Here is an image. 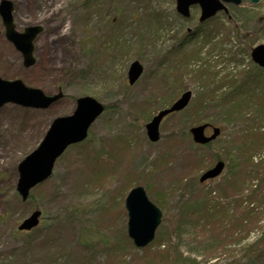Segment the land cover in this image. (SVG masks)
<instances>
[{"label":"rangeland","instance_id":"374dc122","mask_svg":"<svg viewBox=\"0 0 264 264\" xmlns=\"http://www.w3.org/2000/svg\"><path fill=\"white\" fill-rule=\"evenodd\" d=\"M9 1L19 32L43 31L36 63L25 67L0 16V77L64 96L46 109L0 108V264H264V72L249 62L264 44V0L230 6L204 28L199 11L183 18L175 0ZM217 24L224 28L208 40ZM134 60L144 72L130 86ZM186 91L188 106L150 142L146 124ZM83 96L105 111L22 201L20 163ZM203 123L222 133L194 148L185 132ZM218 159L224 172L200 184ZM135 186L163 212L143 249L127 234L125 198ZM35 210L40 225L20 232Z\"/></svg>","mask_w":264,"mask_h":264},{"label":"water","instance_id":"95a60500","mask_svg":"<svg viewBox=\"0 0 264 264\" xmlns=\"http://www.w3.org/2000/svg\"><path fill=\"white\" fill-rule=\"evenodd\" d=\"M223 2L239 3L240 0H222ZM254 3L257 0H253ZM199 4L202 7L201 21L216 15L224 9L220 0H177L178 11L188 17L189 7ZM13 5L8 0H2L0 14L6 27V35L15 48L20 51L24 58L25 67L35 63L33 57V41L42 32L40 26L29 27L24 33L15 30L12 18ZM252 60L264 69V45L255 47L251 52ZM143 68L139 62H134L129 71L130 83L133 84L142 74ZM192 93L185 92L170 108L160 111L157 116L146 126L147 135L152 142L160 139L159 126L162 119L171 113L183 110L189 103ZM62 97V92L55 96H47L42 90L30 88L20 79L7 80L0 77V108L5 104L12 103L24 107L46 109ZM104 111V106L92 97L86 96L77 100V107L72 115L58 117L53 120L45 137L38 148L28 155L19 165V181L17 191L26 201L30 191L38 184L47 180L53 172L56 160L72 144L83 141L92 123ZM209 125L193 127L190 130L195 143L205 145L215 140L219 134V128H213V134L205 135V129ZM224 170V163L207 171L200 181L218 177ZM128 212L127 231L129 237L137 247H145L154 239L156 229L161 223V210L151 203L143 187L134 188L127 196L125 203ZM40 211L23 221L19 230H31L39 224Z\"/></svg>","mask_w":264,"mask_h":264},{"label":"flooded vegetation","instance_id":"af4514ba","mask_svg":"<svg viewBox=\"0 0 264 264\" xmlns=\"http://www.w3.org/2000/svg\"><path fill=\"white\" fill-rule=\"evenodd\" d=\"M241 2H240V4L239 5H236V4H234L235 2H230V3H228V4H226V8H227V10H224V11H222L221 12V14H224V15H227L228 16V13H229V11H230V6H240V5H242L243 4V0H240ZM258 2H259V0L257 1V4H258ZM197 10V11H199V20L198 21H200V13H201V8L199 7V6H195V7H193L192 8V10ZM200 23V22H199Z\"/></svg>","mask_w":264,"mask_h":264},{"label":"trees","instance_id":"16d2710c","mask_svg":"<svg viewBox=\"0 0 264 264\" xmlns=\"http://www.w3.org/2000/svg\"><path fill=\"white\" fill-rule=\"evenodd\" d=\"M259 71H261L262 72V70L261 69H259ZM256 89V88H255ZM254 93H256V92H254ZM230 112H233V111H231L230 110ZM186 134H187V132H185ZM194 147V146H193ZM209 147V146H208ZM195 148H200V147H195ZM257 167V166H256ZM254 263V260L251 262V264H253Z\"/></svg>","mask_w":264,"mask_h":264}]
</instances>
